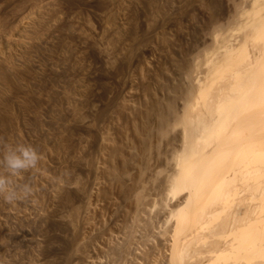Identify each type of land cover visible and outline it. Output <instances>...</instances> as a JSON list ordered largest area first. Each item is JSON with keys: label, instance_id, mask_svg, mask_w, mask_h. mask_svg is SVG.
Listing matches in <instances>:
<instances>
[{"label": "rangeland", "instance_id": "rangeland-1", "mask_svg": "<svg viewBox=\"0 0 264 264\" xmlns=\"http://www.w3.org/2000/svg\"><path fill=\"white\" fill-rule=\"evenodd\" d=\"M105 1L106 2L103 4L101 3L102 7H100L101 5H99V3L95 4L96 6L94 5V7L88 6L87 8H84V11L82 9L80 11L82 14L79 11H75L71 13V15L67 12H59V14L63 16L57 14V17L55 18V22H58L61 17L64 18L70 16L72 19L70 20L73 23L75 22L74 25L76 24V27H78L84 38L94 42L99 50L105 53L106 61L108 60L107 62H109H106L107 65L109 64V71H117V68L122 65V63L127 65L125 70L117 75V77L119 75L122 76L121 79H123V81L119 76L116 79L118 81L117 84L116 81L114 84L118 85L119 83L120 86H114L113 91H115V95H118V98L120 99L119 101L123 100L122 103L127 106L126 108L128 109L124 106V109L121 107V110L124 111L126 109L127 111L125 110L124 112L128 115L126 116L124 114V116L122 115L124 112H122L121 116H124L125 118H121L120 116L116 122H114L115 120H111L107 124H104L105 127L104 125H101V129L104 128L107 130L100 129L102 133L99 137H103L102 139L100 138L101 141H99L101 144L98 142L99 139L97 140V148H101V145L105 143L104 146L106 145L107 147L102 146V148L110 153V151H113L114 147H119L120 151L117 150V154H114L116 157L118 153L119 155L117 158L115 157V159H112L114 158L112 152L109 155L106 150V152H104V149L101 148L102 152L99 150V152H101L100 156L97 148L96 150L95 147L92 149L93 151L95 150V152H93L91 156L94 157V160H97L95 161V163L97 162L98 164L97 166L101 167L100 169L98 167L100 173L95 176L97 183L92 185L93 187H88V198H90V200L88 205H86V210L84 207L85 202L78 203V207H84L82 209L84 214L81 212L80 219L77 218V220L80 221H76L78 222V226L77 223L75 224V221L73 222L74 227L77 226L80 228L81 237L79 236V241L90 240L92 238L93 243H90L91 246L85 251L88 258L87 261L89 260L90 262L87 264H210L212 262H210V260H212L211 251L215 249L214 242L217 243L221 241L218 240L217 237H214V235L222 231L220 223H223L227 218L223 217L224 220L221 219L219 224L217 223L218 225L213 223L214 227L210 228L208 226L209 229L201 228V226L203 227V224L205 226V224L210 222V212L213 211V207L216 205L212 206L211 203H206L209 198L211 186L204 189V196L202 199L196 197L195 186L186 189L184 188L187 187L184 183L191 178L190 175L189 177L186 174V171H188L187 169L190 168V165L191 167L193 166L192 164L196 165L197 163L195 162H197V160L199 162L201 159V164L197 166L195 170L197 171L200 168L203 169L205 166L203 163H206L207 160L213 161L216 154L222 155L223 151L225 152V150H223L224 148H222V151L217 153V145L222 143L224 145L225 141L222 137L225 135V132L228 133V138L233 136L232 133L229 134L230 132L228 130L232 129V124H234L236 120L234 122L231 120L230 122L232 123L227 124L226 127L228 128L224 127L223 132H219L218 130L216 134L215 131H211V133H214L213 135L208 134L210 133L208 130L203 131L206 130L204 126L207 124L210 126L211 123V126L214 125L215 127L216 124H213L214 121L212 122V120L219 115L216 111L218 108V105L216 104H218V102L224 97L225 99L228 98V100L231 98L237 99L234 103H237L238 101L240 102H238L239 105L237 104V109L233 108L236 112L238 111V115L241 111H244V109L252 108L255 110L254 112H257L264 117V85L260 83L264 82V53H262L264 42H258L259 40H256V33H254V35L252 33L255 29L251 26L252 24L249 26L248 23L251 21L248 19L250 14H254L255 11H257L256 8L259 3L261 4V8L260 6L259 8L264 9V7H262L263 4L261 3V1L264 3V0H169L171 4H169L167 0H147L151 2L148 4L146 0H144V2L143 0ZM77 12H79V14ZM248 13H250L249 16ZM262 13L264 14V12ZM49 14H46V18H48L47 15L49 16ZM252 15L250 18H253ZM38 16L39 15L37 14L33 16V21L35 19L38 20H35V22L44 21L39 18L41 16ZM1 17L3 18L0 14V18ZM6 21L7 19L5 18L0 19V23L2 22L0 24V32L2 33H0V50L5 52V54H8L12 49V51H14L22 48L20 44L17 45V42L20 38L19 36L25 34L24 36L26 37L27 34H29L28 22L31 20H27L28 22L26 20L24 21L27 23H22L21 21V23H19L20 25L18 23V25H15V28L9 27ZM245 26H247L248 29ZM249 27L252 28L249 29ZM130 29L133 32H131V36L129 34ZM7 30L10 32L7 33ZM133 30H135V32ZM252 35L255 36L253 37L254 39L252 38ZM15 40L17 41L15 42ZM83 40L85 39H80L79 42L81 41L80 43L83 44V42H85ZM243 43L247 45V51L251 53L252 59L255 60V63L256 59L259 58L260 60V56H262V60L259 64V70H261L259 71L256 68L253 70L257 73L260 72V75H257V77H259L256 82L261 85H258V88L256 86L253 90L249 86L250 83L248 84V87L246 86V80H244L245 84L241 82L248 88L247 89L243 86L245 88L243 91L246 94L249 88L251 89V91L249 90L250 93L247 95L245 94V96L241 94L242 92H238L239 95L237 92H230L234 89L231 85L235 86V83H237L236 81H238L233 75L234 72L240 68L239 66L236 70L234 69V71L233 68L230 70L227 69V71H229V73L226 72V77L228 79L225 77L224 79L219 78L217 80L212 73V71H214L213 65L215 63L217 65L218 59H220L218 65L219 62H221L219 68L223 66H221V64L225 61L224 58L226 55L224 53L226 47L231 45V47H240ZM84 52L85 51H81L76 53L77 55L74 54L73 56L75 58L72 56L74 59L73 62H78L77 64H79V68L81 69L83 67L85 70L84 74L81 72L83 74L81 75L82 78H84L85 74L87 75V78H92L88 80L85 76V81L88 80V82H82V84H85V87L82 84L79 85V87H77V92L83 95L85 93L83 92L84 89H86V91L87 89L88 91L94 89L92 91V95H94L100 89L99 84L96 85L95 83V80L97 81V75L93 74L96 67L95 58L93 59L92 55L90 56V53L85 54ZM87 55L91 58H87ZM237 57V54H235L234 59L236 60ZM77 59L80 60L78 61ZM223 64H225V62ZM226 64L224 66H226ZM223 68H220L219 70H223ZM93 76L95 77L94 82H92ZM120 82L121 84L123 82V84L121 85ZM210 82L213 83L211 84ZM209 83L211 86L209 93L211 95L207 97L208 99L206 98L207 101L200 96V90L202 88L201 86ZM123 85L127 86L128 89ZM78 88H82L83 90ZM206 88L209 89V85H207ZM116 89H118V94ZM223 90L225 93L222 94ZM129 91H131L130 95L128 94ZM200 97L202 98L200 99ZM258 97L261 98L260 101L263 103L257 101ZM94 98L95 97L92 99V106H89L88 108L90 109L92 107V111L95 112L94 109H96L97 112V108L101 107V103L100 105L98 103L99 107H97L98 101H94ZM246 98H251L249 104L252 105L242 106V104H244L243 102L247 100ZM204 101L207 102L204 103ZM94 102L96 103V106H94ZM210 102H212L211 105ZM231 103H233V100L229 102V104ZM207 104H209V106ZM88 108H86V111ZM234 112L235 111H232V116L236 114V112L233 114ZM254 112L252 113L254 114ZM96 117L97 114L95 116L91 115V118L90 115H88L85 118L86 121L88 120V125L92 124V126H94L98 124V119ZM197 118H199V120H197ZM255 119L257 120L253 122L252 127L254 126V128H252L253 134H251V138L247 140V142H237L235 150H240L243 145L252 144L253 141L257 142V139H260L261 141L259 146L264 147L262 146L264 134L260 133L264 129V119L259 117H255ZM87 122L85 123L87 124ZM203 123L207 124L204 125ZM216 126H219V123ZM104 131H107L109 134L106 133V135H104ZM218 133L220 134L218 135ZM104 136H107V139L110 138L109 140L106 139L109 143L108 145L113 147H109L110 150L106 144ZM199 137L200 139L202 137H204L203 139L209 138L210 142L207 140L206 142L209 143H206L203 139V141H199ZM197 142H199V144ZM229 142L227 141L225 143L226 146ZM111 143L112 145L114 144V146H112ZM239 145H241V147H239ZM259 146H257V149H259ZM253 148H255V146H252V148L250 147V150L252 151ZM95 153L98 156L96 159L94 156ZM185 153L187 154L185 155ZM245 153L249 154V152L244 151V154ZM192 154H197L198 156L195 158ZM107 155L112 156V158ZM229 155L231 157H229ZM234 155L235 154L233 153L228 154V157L230 158L228 159L231 161L227 162L228 160L226 158L228 164L225 163V167L231 165ZM245 155L241 158H245ZM183 159L185 162H183ZM239 162L242 161L239 160ZM95 163L93 162L96 166ZM255 163L257 164L260 162L256 161ZM256 164L255 166H258ZM113 166L115 169H113ZM103 167L106 168L104 169ZM101 169L106 171L102 172V174ZM111 170H113V173ZM107 171L113 175H108ZM214 178L215 175H213L212 181ZM127 179H129L131 183ZM117 181L119 183L121 181L124 183L126 182L124 186L128 184L126 189L130 188V192L128 191L130 193H128L129 196L127 195L124 199L121 195V190L126 186L121 188L123 182L118 184ZM106 190L108 193H106ZM110 193L112 195H110ZM125 199L127 202H125ZM198 201H200V203ZM201 201L203 202L201 203ZM205 204H210L209 206L207 205L208 207L206 206L207 210L205 208V210L199 212ZM185 212L189 213V218L188 221L186 220V224L184 223L185 220L182 221V216ZM124 214L125 216L127 214L129 216L127 215V218L125 217L124 219ZM85 216L86 218H84ZM87 218H89V220ZM114 219L118 221L116 222ZM83 221H86L87 223H83ZM88 224L90 226H88ZM214 228H216V232H214ZM223 228L225 227L223 226ZM82 235L84 236L82 237ZM206 238L210 239V241ZM98 239H102L100 240L102 243ZM203 241H206V244ZM96 249L99 250V253ZM89 251H91V254ZM233 258H230L229 262H227L232 264V262H230L232 259L235 262H238V264L240 263L237 259L235 260V257ZM225 263L226 261H221V263L218 264Z\"/></svg>", "mask_w": 264, "mask_h": 264}, {"label": "bare ground", "instance_id": "bare-ground-1", "mask_svg": "<svg viewBox=\"0 0 264 264\" xmlns=\"http://www.w3.org/2000/svg\"><path fill=\"white\" fill-rule=\"evenodd\" d=\"M167 1L169 4H171L169 0ZM104 2L106 1L105 0H0V6H1L0 14L1 16H3V18L7 19L6 22L9 25V27L15 28V25L17 23L19 24L21 23V21L22 23H27L28 22L27 20L29 21L31 20L30 22H28L29 27L26 26L28 27L29 34H27L26 37L24 36L25 34L23 36H19L20 38L18 39L17 45L20 44V46H22L20 50L16 49L12 51L13 50L12 49L11 50L12 52L10 51L8 52V54H5V52H2L0 50V142H2L0 143V159H2V155H3L2 150L4 145L14 146L18 143L31 145L37 150L39 154V161L34 169L23 171L19 175L11 177L13 185L16 186L18 189V194L10 201L5 199L4 196H0V264H87L89 262V260L87 261L88 258L86 256L87 254H85V251H87V248L91 246L90 243L91 244L93 243L92 238L90 240L79 241L80 228L77 226L80 220L78 221L77 218L80 217V214L84 207L86 210L87 207L86 205H88L90 200V198H88V192H89L88 187H93L92 185H95V183H97L96 182L97 179L95 176L96 174L100 173L99 169L101 167L97 166L98 165L97 162L95 163V161L97 160H94V157L91 156L97 148V144H98L97 140L99 139L98 140L99 142L101 141L100 138L101 139L103 138V137H99L100 134L102 133L100 131L101 129L100 126L107 124L111 120L112 121L115 120L114 122H116L117 119L120 118L122 112L128 109L126 108L127 106L122 103L123 98L121 99L122 101H119L120 99L118 98V95H115L114 93L115 91H113L114 86L118 87L119 85V83L118 85H116L118 82L116 79L120 76L119 75L117 77V75L122 73L127 67V65L125 63L124 64L122 63V65H120L117 68V71L116 70L115 72H113L114 70L112 72L109 71L110 70L108 66L109 64L107 65V63L109 62H107L108 60L106 61L105 53L99 50L98 46H96L94 42H91L90 40L84 38L83 34L80 32L78 27H76V24L74 25L75 22L73 23L71 21L72 19L70 18V16L64 18L61 17V19L58 22H55V18L57 17L56 15L59 14V12L60 13L67 12L68 14L70 13L71 15V13L75 11L80 12L82 9L84 11V8H87L88 6L94 7L95 4L100 3L99 5H101V3L103 4ZM148 3L151 2L147 1V4ZM261 3L263 4L262 7H264L263 1H261ZM260 5L261 4L259 3V5L256 8L257 11H255L254 14L252 13L253 15L248 13V16L250 14L248 19L251 20L248 23L249 26L250 24H252L251 26L255 29L254 32L252 31L251 32L253 33V35L254 33H256V40L258 39L259 40L258 42H262V41L264 42V17H262L264 16V14L262 13L264 12L263 11L264 9L263 8L260 9L261 8ZM100 7H102V5ZM47 12H49L51 16ZM79 12L77 13L79 14ZM36 14L41 16L38 17L40 19H43L44 21L35 22V20L38 21L37 19L33 21L32 17L35 16ZM46 14H49L50 17L47 15L48 18H46ZM251 15L253 18H250ZM3 18L1 17L0 19ZM25 20L27 22H24ZM245 27L247 28V26ZM252 27H249V29ZM133 31L135 32V30ZM9 32L7 30V33ZM131 32L132 31L130 29V33H129L130 36H131ZM253 35L252 38L255 37ZM21 37H25V38H21ZM80 39H85L83 40L85 41L83 42V44L85 45L80 43L81 41L79 42ZM16 41L17 40H15V42ZM244 43L241 44L240 47H231L232 45L226 47L224 53L226 56L225 58L224 57L222 58H224L225 60L223 61V63L224 62L225 64L227 62L228 63L226 64V66H224L225 64L222 63L221 66L222 65L223 66L220 68L223 67L224 68L223 70L222 69L219 70L220 69L219 66L221 62H219L218 65V61L220 60L218 59L217 65L215 63L213 65L214 68L212 67L214 69L212 73L213 76L215 75L214 78H216L217 80L219 78L224 79L226 77V72L229 73L227 69L230 70L231 68H233L234 71V69L236 70V68L239 66L240 68L234 72V75L232 73L234 78H236V80L238 81H236L237 82L235 83L236 85L234 84L235 86L231 85V87H233L234 89L231 88L232 90L230 92L234 91V93L237 92V94L238 92L240 93L242 92L241 94L245 96L246 93L243 90H245L244 87L246 86L248 87L249 83H250L249 84L250 88L254 90L256 86L258 88V85L259 86L261 84L264 85V82H260L261 84L257 83L256 81H258L257 78L259 77V76L257 77V75L260 72L257 73L253 71L255 68L259 70V64L260 61L262 60V56H260L261 57L260 60L259 58H257L255 63V60L252 59L251 53L247 51V45H245ZM81 51H85L84 52L85 54L90 53V56L92 55L93 59L95 58L96 67L94 69L95 72H93V74L97 75L96 77L97 81L95 80V83L96 85L99 84V88H100L98 92H96L97 94L95 93L94 95H92V91L94 89H92V91H88V89L86 91V89H84L85 90L84 91L82 88H78V89H82L83 92H85L84 94L82 93L83 95L77 92V87H79V85H81L82 82L84 83L88 82V80L92 78V77L90 79L87 78L86 74L84 75V78H82L81 75L84 74L85 70L81 65L80 66L82 68L81 69L79 68V64H77L78 62H73L74 59L72 58V56ZM234 53L237 54L238 56L236 60L234 59V55H235ZM262 53H264V48ZM88 55L87 58H91L90 56L88 57ZM81 72H83V74ZM85 76L88 79L87 81H85L86 79ZM94 76H93V81L91 80L92 82H94V78H95ZM121 77L122 76H120V79ZM226 79L228 78L226 77ZM121 80L123 81V79ZM244 80H246V84H247L246 86L243 85L245 84ZM115 81L116 84H114ZM210 83L201 86L202 88L200 90L201 92L200 96H202L205 100H207L208 99L207 97L211 95L209 93L211 87ZM82 85H84L85 87V84ZM207 85H209V89H207L208 87L206 88ZM250 88L249 90L251 91ZM126 89H128V87ZM117 90L118 89H116V91ZM249 90L247 91V94L250 93ZM223 93H225L224 90L222 94ZM128 94L130 95L131 91H129ZM93 97H95L94 101H98L97 107H99L98 103L99 105L101 103V107L97 108L98 110L97 112L96 109H94L95 112H93L91 109L92 107L90 109L88 108L89 106H92L91 104ZM202 97H200V99ZM226 99L225 97L222 100L219 99L220 102L216 104L218 105L216 111L217 113H219V115L213 120L211 119L212 122L214 121L213 124L217 125L219 123V126L215 125L214 127L213 124H212L213 126H211V123L210 126L207 123H203L204 125L207 124L205 126L203 125L206 129L203 131L208 130L210 131V133L208 132L206 133L214 135V133H211V131H215L216 134L218 130L219 132L220 131L223 132L224 127L228 128L226 127L227 124L229 123L231 124L236 120V122L232 124L233 125L232 129L228 130L230 132L229 134L232 133L233 136L228 138L227 136L228 133L225 132V135L222 138L224 139L225 143L227 141L230 142L229 144L227 143V146L225 143L224 145L223 143L217 145L218 150L216 151L217 153H219L222 151V148H224L223 150H225V152L223 151L222 155L216 154L215 159H213V161L207 160L206 163H203L205 164L203 169L200 168L197 171L195 170L197 166L201 164L202 159L199 162L197 160V162H195L197 163L196 165L192 164L193 168L190 165L191 163L189 164L190 165L189 167L192 169L188 167L189 169H187L188 171H186V174L188 176L190 175L191 178L188 181L185 180L186 182L184 183V185L187 187L184 188L186 189L195 186L196 197L198 199L200 198L202 199V197L204 196L203 193L204 189L211 186L209 198L207 199L206 203H211L212 206L215 205L216 206L213 207L214 208L213 211L211 209L212 212H210L209 215L210 222L209 223L207 222L208 224H205V226L203 224V227L201 226L202 229H206L208 228V226L210 228L214 227V224L217 223L219 224V222L221 221V219H223V217L227 218L225 221H223V223L222 222L220 223L222 231L214 235V237H217V239L221 240L222 242L221 241L217 243L214 242L215 249L211 251L212 260H210V262L211 261L212 262L211 263L209 262L210 264H218L221 263V261L222 262L226 261L227 264H231L228 262L229 259L233 257H235V260L237 259V261H240L239 264H264V147L259 146L261 141L260 139H257L256 140L257 142L253 141L252 144L243 145L242 147H241L242 144L239 145V147L241 148L240 150L237 149L238 150L237 153H236L237 150H235L237 147L236 145L237 142L238 143L240 141L247 142V140L251 138V134H253L252 128H254V126L252 127V125L253 122L257 120L255 119V117H259L262 119H264V117L261 114L254 112L255 110H253L252 108H246L244 109V111H241V113L239 112L240 114L238 115L237 114L238 111L236 112L235 109H237V104L239 101L237 103H234L237 99L234 98H231L230 100H228V98ZM246 99L247 100L243 102L244 104H242V106L252 105L249 104V100L251 98H246ZM232 100L233 103L229 104V102ZM260 100L261 98L258 97L257 101L262 102ZM206 102L204 101V103ZM211 103L212 102H210V105ZM207 105L209 106V104ZM94 106H96V103ZM124 106L126 109L123 111L121 110V107H123L124 109ZM86 108H88L87 111ZM232 111L236 112V114L235 112L233 113L235 114L233 116H232ZM252 112H254V114ZM96 114H97L96 118L98 119V124H96L97 123L96 122L94 123L96 125L93 124L94 126H92V124L88 125L87 122L88 120L86 121L85 118L88 115H90L91 118V115L95 116ZM124 114L125 112L122 115ZM124 116L123 117L121 116V118H125ZM197 120H199V118H197ZM231 120L232 122H230ZM85 122H87V124ZM101 130H107V129L103 128ZM263 130L260 133L264 134ZM104 132H105L104 135L108 133L107 131ZM219 134L220 133H218V135ZM104 138L106 140L108 137L104 136ZM203 138L204 137L200 139L199 137L200 140L199 139L198 140L199 141L204 140L205 142L209 140L210 142L209 138L206 139ZM107 140H106V144L108 145L109 143L107 142ZM263 141H262L263 143L262 146H264ZM197 143L199 144V142ZM104 144L101 145V148L102 146H104ZM112 146H114V144ZM252 146L253 147L255 146V148H253L251 151L250 147L252 148ZM257 146H259L258 147L259 149H257ZM94 147L95 150L93 151L92 149ZM104 147L107 146L105 145ZM109 147L113 148L108 145V148ZM99 148L100 147L97 148L98 152L99 150L101 151V148L100 149ZM114 148L113 151H110V153L112 152L114 158H112V156H109L110 153L106 149L104 148L102 149H104V152L107 151L109 153V155H107L108 157L115 159L116 156L114 154H117V150L118 151L120 150L119 147H117L118 149L116 147ZM244 151L249 152V154L245 153L246 154L245 155ZM101 152H99V155ZM228 152L230 154L233 153L235 155L231 163L232 166L227 165L228 167H225L226 166L225 163L228 164L227 162L231 161V160L229 161L230 159L229 157L231 156L229 155L228 157L229 154ZM186 154L187 153H185V155ZM192 155H194L195 158L198 156L197 154H192ZM244 155L245 158L242 159L241 157ZM94 156L95 159L96 157H98L96 153ZM226 158L228 161L226 160ZM239 160L242 161L243 163L239 162ZM256 161L260 162L261 164L260 163L256 164L255 163ZM93 162L96 164L97 167L93 164ZM183 162H185L184 159ZM255 164L258 166H255ZM113 169H115L114 166ZM104 171L106 170H102L101 173ZM111 172L113 173V170H111ZM112 173L108 172V175ZM0 175L2 176L8 175L6 169L3 167L2 164H0ZM213 175H215V178L212 181ZM127 180L130 182L129 179ZM118 181H117L118 184L123 182L121 181L119 183ZM125 183L123 182L122 183L123 185L122 184H121L122 186L120 185L121 188L126 186L121 190L122 193L121 195L123 199L130 192L129 191L130 188L126 189L128 184L124 186ZM106 193H108L107 190ZM110 195L112 194L110 193ZM80 202L83 203L85 202L84 207L83 206L78 207V203ZM125 202H127L126 199ZM198 202L200 203V201ZM202 202L203 201H201V203ZM207 205L205 204V206L202 207L199 210V212L205 210V208L207 210V207L210 204L208 206ZM127 215L125 216L124 214V219L125 217L127 218ZM86 216L84 218H86ZM89 218L87 219L89 220ZM182 218L183 220L182 219L181 220L182 221L185 220L184 223L186 224V220L188 221L189 218V213L185 212ZM74 221L75 224L77 223V226L75 225L76 227L73 226ZM86 221H83V223L84 222L87 223ZM88 226L90 225L88 224ZM223 226L225 228H223ZM216 228L213 229L214 232H216L215 231ZM83 236L84 235H82V237ZM98 240L100 241L102 239H98ZM207 240L210 241V239ZM203 242L205 243L206 241ZM89 253L91 254V251H89ZM230 262H232V264L234 263L238 264V262H235L232 259L230 260Z\"/></svg>", "mask_w": 264, "mask_h": 264}, {"label": "clouds", "instance_id": "clouds-1", "mask_svg": "<svg viewBox=\"0 0 264 264\" xmlns=\"http://www.w3.org/2000/svg\"><path fill=\"white\" fill-rule=\"evenodd\" d=\"M2 151L0 164L6 169L8 175H0V196H4L10 201L18 194V189L13 185L11 177L17 176L23 171L34 169L39 161V154L31 145L22 143L14 146L4 145Z\"/></svg>", "mask_w": 264, "mask_h": 264}]
</instances>
